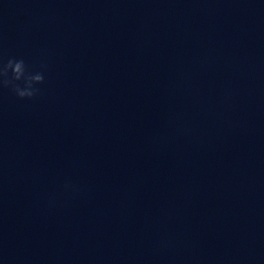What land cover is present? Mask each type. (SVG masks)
<instances>
[{
    "label": "clouds",
    "instance_id": "1",
    "mask_svg": "<svg viewBox=\"0 0 264 264\" xmlns=\"http://www.w3.org/2000/svg\"><path fill=\"white\" fill-rule=\"evenodd\" d=\"M44 80L43 71L31 70L23 59L0 61V88H10L19 99H33L39 93L37 85L43 84Z\"/></svg>",
    "mask_w": 264,
    "mask_h": 264
}]
</instances>
